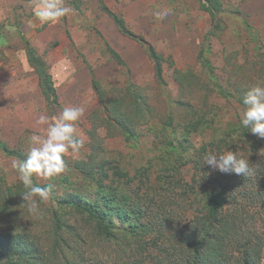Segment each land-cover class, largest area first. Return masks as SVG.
Masks as SVG:
<instances>
[{"label":"rangeland","instance_id":"rangeland-1","mask_svg":"<svg viewBox=\"0 0 264 264\" xmlns=\"http://www.w3.org/2000/svg\"><path fill=\"white\" fill-rule=\"evenodd\" d=\"M220 1L227 11L224 29L210 37L208 52L199 57L210 19L196 0H104L161 56L159 82L144 48L117 31L98 0H64L71 11L47 24L35 17L33 0H0V142L19 155L7 156L0 150V205H6L5 195L12 199L11 229L25 227L32 238L28 241L36 242L44 256L50 252L47 233L53 210L66 225L63 234L75 261L70 264H112L122 255L115 250L123 246L116 243L123 239L114 242L98 236L94 223L72 206L85 204L100 213L110 229L124 231L135 247L137 240L130 234L136 231L144 239H158L157 249L149 248V254L137 251L136 261L176 262L189 251L185 239L192 219L206 213L209 184L203 177L213 169L203 157L226 150L247 160L254 153L264 154V139L255 135L248 142L238 139L245 135L240 130L243 106L223 98L210 78L212 72L229 93H235L237 84L248 89L264 83V0ZM165 8L172 14L157 20L153 12ZM232 10L237 16L228 13ZM25 41L48 68L58 96L56 107L43 99L38 76L25 56ZM107 46L125 66L115 62ZM65 106L84 109L76 124L83 147L79 154L64 157L66 169L58 176L50 180L33 176L40 186L51 183L53 191L32 215L22 205L24 188L13 164L25 159L29 136L45 134L46 126L35 123L39 116L51 122ZM224 135L232 139L229 145L219 143ZM190 155L201 157L197 168ZM260 182L264 183V172L235 183L237 203H225L229 211L249 208L258 219L245 236L253 230L264 233V213L259 212L264 189L260 200L249 199ZM52 195L69 204L59 207ZM11 223H1L0 229ZM229 252L240 256L233 245Z\"/></svg>","mask_w":264,"mask_h":264},{"label":"trees","instance_id":"trees-1","mask_svg":"<svg viewBox=\"0 0 264 264\" xmlns=\"http://www.w3.org/2000/svg\"><path fill=\"white\" fill-rule=\"evenodd\" d=\"M98 1L100 9L112 20V23L117 31L122 36L137 42L144 48L147 57L153 65L156 79L159 82H162L161 56L151 45L147 44L142 36L136 35L130 31L125 26L123 20L107 8L104 4V0ZM196 1L198 2L200 9L206 12L210 19V27L203 38V47L198 55L199 57H203L202 55L209 50L210 37L216 35L217 32L224 29L222 17L227 13V11L220 0ZM228 13L234 17L238 14L235 10L229 11ZM24 45L27 62L35 70L38 76L39 88L44 101L49 106H58V96L47 66L44 64L40 56L36 54L35 50L29 46L27 41L24 42ZM107 49L118 65L125 66L124 61L117 52L109 46H107ZM204 60V63L207 64V67H209L207 59ZM210 74V78L214 80L213 84L217 87V91L223 96V98L235 99L241 104V106H243V97L248 89L241 87L240 84H237L235 93L223 91L218 84V80L213 77L212 72H210ZM91 85L96 91V88L98 87L97 81L94 79L92 72ZM100 98L101 97H99V99ZM50 114H53L52 109L50 110ZM195 126L196 125H193V128L196 129ZM187 129L189 130L190 128ZM240 130L245 135L238 137V139L245 138L244 141L248 142L251 137H253V134L248 132L247 129L241 127ZM255 138L259 139L258 137ZM230 139L231 138H229L228 135H224L222 139L219 140V143L223 142L224 145H229L228 142ZM233 146L234 144H230L229 149ZM0 150L7 156L19 158L16 151L10 149L1 142ZM190 156L192 157L189 159L190 163L194 168H197L200 164L199 161L201 157H195L194 155ZM248 160L250 162V166L253 167L256 174L264 172V154L257 156L256 153H254L250 157L248 156ZM212 171L213 172L208 173L207 177H203L206 183L209 184L205 189L206 213L203 217L192 219L190 224V235H188L185 239L188 243L189 251L186 255L184 253L181 257H179L176 262L172 261L170 264H259L264 258V233L261 232L259 234V232L253 230L249 233L251 236H245L247 229L253 227L252 225L256 223V220L258 219L255 218L254 213H252L249 208L245 209L243 207H239L240 211L238 209L229 211V209L225 207V203L229 202V200L237 203L235 202L236 196L234 195L235 183L245 181L248 177H243L234 173L225 174L218 170ZM195 173L198 172L195 171ZM206 183L204 184L207 185ZM263 189L264 183L260 182V188L254 191V195L249 199L260 200L263 196ZM8 192L9 194L11 193L9 188ZM52 196L54 198L53 200L59 207L69 204L65 200L56 199L55 195ZM4 200L6 205H0V225L1 223H8L10 221H12V223L8 224L7 228L0 229V264H55L59 262L62 264H70L71 262H75L70 255L68 243L65 235L63 234V227L66 228V225L63 224V220L60 219V214L56 210L52 211L53 219H51V231L47 233L48 238H50V252L49 255L44 256V253L40 249L36 248V242H32V240L28 241L32 238H30L29 231H27L25 227L24 229H20L17 228V225L13 227L14 229H11L13 221L15 220L9 219L13 210V201L7 195H5ZM72 206L89 218L86 219L88 223H94L98 236L114 242L117 239H123L116 242L123 244V246L115 250V254L118 253L122 255L117 256L116 260L112 264H143V259L136 261L135 255L137 254V251L144 250L145 253L149 254V248L156 250L158 247L157 238L144 239L143 234L140 231H136L134 235L129 233L131 238L137 240V245L135 247L133 246V241L130 240L129 237L127 238V234L124 231H114L110 229L107 221L102 218V215L89 205L73 204ZM7 207L9 208L7 209ZM259 212L261 216V214L264 213V207H262V210ZM261 220L264 226V219ZM5 230L8 231L5 232ZM119 235L121 237H118ZM252 236L256 237V239L250 238ZM232 245L239 253V257L234 258V256L229 252V248ZM182 253L183 251L181 250L179 254ZM149 257L153 258L151 256ZM233 259L235 260L232 261ZM160 264L162 263L160 262Z\"/></svg>","mask_w":264,"mask_h":264},{"label":"clouds","instance_id":"clouds-1","mask_svg":"<svg viewBox=\"0 0 264 264\" xmlns=\"http://www.w3.org/2000/svg\"><path fill=\"white\" fill-rule=\"evenodd\" d=\"M71 8L64 0H33V12L42 24L56 23L65 17ZM172 14L165 8L153 12L157 20H163ZM83 107L65 106L58 117L40 115L36 124L46 126L45 134L33 133L28 137L29 148L25 159L17 160L13 168L24 191L20 194L29 214L39 213V204L47 201L53 191V185L35 184L33 176L50 180L66 169L64 157L79 154L83 140L77 137L76 124L83 115ZM243 128L258 138L264 139V83H256L248 88L243 97V110L240 116ZM203 163L221 173L251 177L255 174L247 159L237 153L226 150L220 154L207 153Z\"/></svg>","mask_w":264,"mask_h":264}]
</instances>
